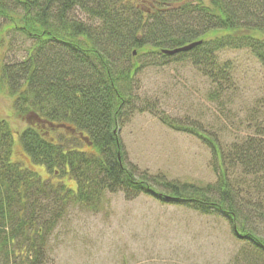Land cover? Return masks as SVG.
<instances>
[{
  "label": "trees",
  "instance_id": "1",
  "mask_svg": "<svg viewBox=\"0 0 264 264\" xmlns=\"http://www.w3.org/2000/svg\"><path fill=\"white\" fill-rule=\"evenodd\" d=\"M142 1L149 5L0 0V44L10 31L32 39L23 57L3 61L2 52L0 60V84L14 97L16 113L34 121L20 141L32 163L76 185L74 190L42 179L13 161V132L0 119V264H42L46 238L65 202L96 208L106 191L217 214L234 236L264 256V238L247 225L252 215L264 219V102L254 134L225 149L192 126L163 119L209 146L217 177L205 185L137 175L126 164L119 134L131 110L128 91L140 68L138 54L162 64L188 59L216 84L215 97L230 80L229 67L218 60L223 50L248 49L264 70V0ZM194 41L200 43L186 51H162ZM50 201L55 208L40 225Z\"/></svg>",
  "mask_w": 264,
  "mask_h": 264
},
{
  "label": "rangeland",
  "instance_id": "2",
  "mask_svg": "<svg viewBox=\"0 0 264 264\" xmlns=\"http://www.w3.org/2000/svg\"><path fill=\"white\" fill-rule=\"evenodd\" d=\"M134 3L149 5L142 0ZM31 43L23 33L10 31L2 36L0 60L2 52L3 61L23 57ZM218 58L229 67L230 80L215 97L216 84L188 59L162 64L138 54L135 61L140 68L129 83L131 110L119 129L124 159L137 175L199 185L216 180L214 157L206 142L186 129L167 125L164 118L196 128L224 149L254 134L264 102L263 67L244 48L223 50ZM2 118L13 132V161L42 179L75 190L73 180L53 176L31 162L19 134L34 121L16 113L14 97L0 84ZM48 208L40 225L47 224L55 208L52 201ZM247 225L264 238V219L252 215ZM46 244L42 264H264V256L234 236L223 217L145 194L128 199L122 192L106 191L96 208L65 202Z\"/></svg>",
  "mask_w": 264,
  "mask_h": 264
},
{
  "label": "water",
  "instance_id": "3",
  "mask_svg": "<svg viewBox=\"0 0 264 264\" xmlns=\"http://www.w3.org/2000/svg\"><path fill=\"white\" fill-rule=\"evenodd\" d=\"M198 43H200V41L190 42L188 44H185L183 46H180V47H177V48H173V49H163L162 51L164 53H167V54H173V53H176V52H179V51L189 50L192 47H194L195 45H197Z\"/></svg>",
  "mask_w": 264,
  "mask_h": 264
}]
</instances>
